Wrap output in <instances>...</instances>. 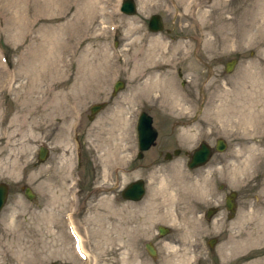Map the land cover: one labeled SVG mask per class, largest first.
Wrapping results in <instances>:
<instances>
[{"label": "rangeland", "instance_id": "rangeland-1", "mask_svg": "<svg viewBox=\"0 0 264 264\" xmlns=\"http://www.w3.org/2000/svg\"><path fill=\"white\" fill-rule=\"evenodd\" d=\"M135 2L129 17L120 0H0V182L9 188L0 264H79L68 217L92 264L96 257L97 264H264V0ZM153 14L178 42H198L202 63L188 79L173 81L176 48L165 32L142 37L141 23ZM142 42L151 46L133 63ZM237 53L239 64L225 74L222 64ZM154 68L164 75L147 78ZM116 80L125 86L112 95ZM144 98L158 138L137 159ZM103 102L89 120V108ZM217 138L225 151L189 170L187 154ZM40 146L49 151L39 164ZM138 179L143 199L124 201L121 190ZM230 190L241 198L226 219L221 196ZM158 226L169 232L159 236Z\"/></svg>", "mask_w": 264, "mask_h": 264}, {"label": "water", "instance_id": "water-1", "mask_svg": "<svg viewBox=\"0 0 264 264\" xmlns=\"http://www.w3.org/2000/svg\"><path fill=\"white\" fill-rule=\"evenodd\" d=\"M121 10L123 13L127 15L135 14L136 9L133 0H125ZM150 27L153 32L162 29V21L160 16L155 15L151 17ZM122 86H123L122 83H117L115 86V90H118V88H121ZM104 107L105 104H98L91 107L90 109L91 116H89V120H92L94 115ZM151 123H152V119L146 114H142L141 117L139 118L137 124V131L139 138V148L141 151L148 150L151 146L154 145L157 132L152 127ZM223 148H224L223 143L220 142L218 146V150L221 151ZM210 153H211L210 148L207 145L202 144L200 148L194 151V153L190 156L191 161L188 165L189 168H196L198 166L204 165L208 161L210 157ZM177 154H178V150L174 151V155L176 156ZM46 157H47V150L43 148L39 152L38 161L42 162L45 160ZM171 158L172 155L170 153L165 154L164 157L165 160H170ZM7 194H8L7 186L5 184H0V210L6 202ZM143 194H144V183L141 180H138L136 182L130 183L122 191L121 196L124 200L138 201L142 198ZM25 195L30 199L34 197V195L31 194L28 188L25 190ZM227 208L231 211L232 214L234 213V207L231 201L227 202ZM158 231L161 236L166 235L169 232L167 228H163V227H159ZM214 243L215 240L213 239L210 243V246L212 247ZM145 248L148 254L155 259L156 250L150 244H146Z\"/></svg>", "mask_w": 264, "mask_h": 264}, {"label": "flooded vegetation", "instance_id": "flooded-vegetation-1", "mask_svg": "<svg viewBox=\"0 0 264 264\" xmlns=\"http://www.w3.org/2000/svg\"><path fill=\"white\" fill-rule=\"evenodd\" d=\"M144 27L147 28V30L149 29V21L147 19V21L145 20L144 21ZM148 32V31H147ZM163 32H165L166 35H172V31H170L169 29H165ZM151 33L148 32V36L150 35ZM156 35V34H154ZM174 35V34H173ZM148 36L145 38V40L148 38ZM176 37V36H174ZM178 39H180V36H177ZM178 39L175 43L174 49L175 50V53L174 54V57H171L170 58V62H173V66H174V70H173V79L174 78H177L179 80H182V79H188V76L186 77V74L187 72L191 71L190 69L193 67V66H196V61H200V63H202V60L198 59V54L200 53V50H199V47H198V42H193L192 40H184V41H181V42H178ZM146 46V47H145ZM151 46V44H149V42H142V44H140V48L139 49H136V53L134 55V61L133 63H135V60L136 62H139V58H142V55L143 53H141V51L145 48H149ZM135 47H132V49H134ZM153 48V47H152ZM201 49V48H200ZM153 53H150V55H147L149 56V60H151V57H155L157 51L156 50H152ZM176 55V56H175ZM181 58V59H180ZM241 60V57L240 55L237 53L235 54L234 56L230 57L229 59H227L223 64H222V67H223V70H224V73H226L227 69L231 66V67H235L239 64ZM195 62V63H194ZM222 63V62H220ZM170 64V63H169ZM203 64L204 65H207L208 63L206 61H203ZM168 69V68H167ZM211 69V68H210ZM233 69V71H234ZM153 71L148 73L147 75V78L150 77V76H154L156 73L159 72V69H152ZM232 71V72H233ZM231 72V73H232ZM152 73H155V74H152ZM186 73V74H185ZM145 74V73H144ZM144 74H141L142 76ZM211 73L208 72L207 75L209 76ZM211 77V76H210ZM209 77V78H210ZM182 86H185V83L181 82ZM204 96V94H203ZM193 98H198L197 96H193ZM149 111V109H148ZM195 113H196V110H195ZM214 148V147H213ZM215 151V148L213 149V153ZM190 153L187 154V156H189ZM219 190H221V192L225 191V186L224 185H219ZM82 190V189H81ZM232 197V203H233V207H234V212H236V205L238 207V201L239 199L241 198L239 193H236L232 190L230 191H227V192H224L223 195L221 196V200H222V203H223V208L225 209L226 211V214H225V218L226 219H229L231 217V212L227 209V200L229 197ZM235 214V213H234Z\"/></svg>", "mask_w": 264, "mask_h": 264}, {"label": "bare ground", "instance_id": "bare-ground-1", "mask_svg": "<svg viewBox=\"0 0 264 264\" xmlns=\"http://www.w3.org/2000/svg\"><path fill=\"white\" fill-rule=\"evenodd\" d=\"M152 58H153V56H152ZM250 76H252V75H250ZM253 78V77H252ZM253 79H255V78H253ZM254 81V80H253ZM157 82H159L158 80H154V81H149L148 83H146V86H149L150 84H155L156 85V83ZM253 84H255V83H253ZM256 85V84H255ZM255 90H256V88H255ZM244 93V92H243ZM242 93V94H243ZM240 101H238L237 103H239ZM26 124V122H23L20 126L21 127H24V125ZM32 125L30 124V121H29V132L32 130ZM12 137V136H11ZM31 139V138H30ZM24 146H27V145H29L30 144V140L29 139H25L24 140ZM12 155V156H11ZM17 156L18 155H14V154H12L11 152H9V155L7 156L8 157V159L9 160H16L17 159ZM11 162H13V161H11ZM14 164H16V163H14ZM9 165V164H8ZM2 166V163L0 162V167ZM3 166H4V164H3ZM164 199H165V197H164ZM166 214H167V212H166ZM49 220V219H48ZM50 221V220H49ZM170 222V221H169ZM68 225H69V228L71 229V231H72V234H73V236L76 238V240H77V242H78V245H77V247H76V249L78 250V253H79V255H81L82 257H83V260L86 262V264H92V262H93V260H94V258L92 257V255H90L89 254V252L86 250V248H85V238L80 234V232H79V230H78V228H77V226H76V224H75V222L74 221H72V219H71V217H68ZM96 259H97V262L99 263V257H96L95 258V261H96ZM97 262H95V264H97Z\"/></svg>", "mask_w": 264, "mask_h": 264}]
</instances>
